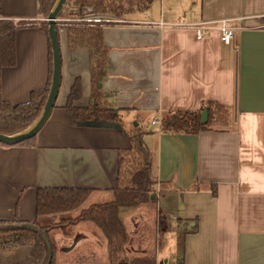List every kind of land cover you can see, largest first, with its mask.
<instances>
[{
    "label": "crops",
    "instance_id": "1",
    "mask_svg": "<svg viewBox=\"0 0 264 264\" xmlns=\"http://www.w3.org/2000/svg\"><path fill=\"white\" fill-rule=\"evenodd\" d=\"M68 1L58 18L62 78L51 115L33 144L0 143V221L35 220L40 187L92 189L82 209L114 199L128 135L114 127L74 126L66 110L77 78L82 93L75 104L90 105L94 65L91 48L69 47L67 22L100 19L108 22L103 91L114 106L128 109L120 113L128 130L139 123L149 132L144 139L156 180L152 208L168 222L157 264H264V0H154L145 9L134 2L121 16ZM222 18L233 19L232 44L222 42L217 29L198 39L193 27L175 24ZM0 19L27 22L17 30L16 65L0 70L2 98L25 103L50 76L44 18L37 0H0ZM204 100L230 108L228 129L164 133L152 124L172 111L198 110ZM147 204L120 208L127 227L133 211L146 215ZM122 209H128L124 217ZM79 225L84 232L55 252L54 264H110L102 230L91 221ZM192 227L197 231L187 235L180 255L179 232Z\"/></svg>",
    "mask_w": 264,
    "mask_h": 264
},
{
    "label": "trees",
    "instance_id": "2",
    "mask_svg": "<svg viewBox=\"0 0 264 264\" xmlns=\"http://www.w3.org/2000/svg\"><path fill=\"white\" fill-rule=\"evenodd\" d=\"M38 14L48 17L57 0H37ZM154 0H69L68 4L79 7H92L97 13H112L121 16L131 11L134 2L141 8L148 7ZM60 22H57L58 30ZM108 22L74 20L67 22L68 43L71 48H91L94 52L92 69V101L89 106H78L81 98V79L77 78L72 86L66 104L70 121L74 126L114 127L124 130L128 135L130 147L120 151L118 185L114 189V199L93 204L81 210L74 219L65 218L61 222L76 224L92 221L105 234L111 264H156L152 257H135L119 260L123 245L127 241V230L119 216L121 207L135 208L142 203L156 201L152 176V154L144 139L149 133L139 123L128 130L121 122L120 113L128 109L118 108L110 103L102 87L108 66V50L104 44V26ZM27 22L15 25L12 19H0V70L16 65V34ZM49 37L48 21L40 23ZM50 42V39H49ZM53 71V55L50 42V76L44 88L33 90L29 101L13 104L0 94V132L12 134L27 129L41 114L49 94ZM208 111L207 122H202V112ZM230 108L215 100H204L198 110L172 111L163 118L161 131L185 134H198L202 131H224L230 126ZM35 136L15 145L33 144ZM7 145V144H4ZM13 146V145H7ZM92 189L72 187H40L37 189L35 220L0 221V264H45L50 247L54 264L55 246L49 236L50 227L42 225L39 218L52 214L67 213L82 207ZM217 195V187L213 186ZM196 227L184 229L178 235V252L185 253L186 237L195 233ZM46 235L49 244L47 243Z\"/></svg>",
    "mask_w": 264,
    "mask_h": 264
},
{
    "label": "rangeland",
    "instance_id": "3",
    "mask_svg": "<svg viewBox=\"0 0 264 264\" xmlns=\"http://www.w3.org/2000/svg\"><path fill=\"white\" fill-rule=\"evenodd\" d=\"M43 18L44 19L46 18L43 21H47L48 17H43ZM153 192H155V184L153 186ZM146 203H148L147 205L149 206V208H151L150 210L144 209L143 212L146 213V215L139 216L135 214V211H133V213L130 215L132 216V221L128 222L130 226L127 227L125 225L128 235H127V241L123 245L122 252L120 253V257H119L120 261L126 260V259L130 260L135 257H152L156 259L155 254L157 253V250L160 251L159 246H161L160 244L163 240L162 234L165 230H168L167 218L164 217L162 214L161 216L157 215L156 210L152 208V206L154 205L153 201H149ZM145 208H148V207L145 206ZM81 210H82V207L78 208L77 210L71 211V212L63 213L58 217H54L53 219H45V217L39 218V222L42 225H46L50 227L49 236L55 246V252L58 250L59 251L65 250V247H68L72 243V239L76 235L81 234L80 232H84L82 231L84 229L83 225L78 226V224L81 222L76 223V224L67 223V221L61 222V219L63 217L72 218V219L76 218L81 213ZM127 212H128V209H122V212H121L122 217H124L125 213ZM141 219H144L146 221H141ZM82 222H85V221H82ZM134 223H138L139 225L135 226ZM56 234L60 235L58 237L57 242H56V236H55ZM76 240H81V238L77 237ZM81 245L82 244L79 242L78 246H81ZM132 246L135 247L133 251L131 249ZM108 254H109V251H108ZM57 263H59V261H57ZM66 263H71V262H68V261H65V263L63 262V264H66ZM110 264H111V261H110ZM156 264H157V259H156Z\"/></svg>",
    "mask_w": 264,
    "mask_h": 264
},
{
    "label": "water",
    "instance_id": "4",
    "mask_svg": "<svg viewBox=\"0 0 264 264\" xmlns=\"http://www.w3.org/2000/svg\"><path fill=\"white\" fill-rule=\"evenodd\" d=\"M66 2L67 0H57L53 9L48 15V24H49L48 32L52 47L53 71H52L51 86L44 108L41 114L39 115V117L27 129L12 134L0 132V143L2 144L15 145L17 143H20L24 140L36 136L37 133L42 128V126L46 123V121L50 117L51 112L56 104V100L58 98V94L60 90L61 78H62V55H61V46H60V38H59V30H58L57 22L59 15L62 9L64 8ZM201 116H202V122L208 121L209 114L207 110H204ZM44 237L46 238L47 243L49 244V241L45 234ZM51 260H52V250L50 247L48 260L45 264H50Z\"/></svg>",
    "mask_w": 264,
    "mask_h": 264
},
{
    "label": "built area",
    "instance_id": "5",
    "mask_svg": "<svg viewBox=\"0 0 264 264\" xmlns=\"http://www.w3.org/2000/svg\"><path fill=\"white\" fill-rule=\"evenodd\" d=\"M46 19V18H45ZM44 19V20H45ZM48 21V18H47ZM97 21H101L100 19ZM233 19L222 18L219 20L202 21L195 24H187L185 22L175 23L179 26L193 27L196 30V35L198 39H204L211 35L214 29H217L220 34L222 42L226 44H232L235 37V27L232 26ZM17 25V24H16ZM167 23L160 22V26H165ZM152 124H162L161 117H155L152 120Z\"/></svg>",
    "mask_w": 264,
    "mask_h": 264
}]
</instances>
